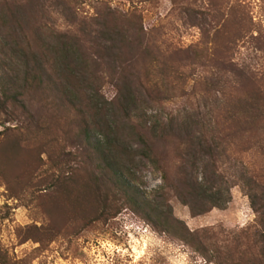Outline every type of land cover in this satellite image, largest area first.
<instances>
[{
  "label": "trees",
  "instance_id": "16d2710c",
  "mask_svg": "<svg viewBox=\"0 0 264 264\" xmlns=\"http://www.w3.org/2000/svg\"><path fill=\"white\" fill-rule=\"evenodd\" d=\"M200 2L206 5L187 6L184 11L207 19L208 26L204 21L193 25L204 38L212 37L211 62L224 75L237 76L244 91L249 88L255 96L253 104L264 103V74L257 78L233 58L227 59L239 43L250 41L264 53V30L253 29L259 23L253 21L251 0ZM64 3L74 15L76 0ZM103 3L97 27L81 23L76 29H62L42 20L35 0H0V112L7 120L25 122L30 132V137L17 134L0 141V181L15 198L33 188L39 192L35 197L42 219L34 227V240L42 243L55 237L76 216L84 222L108 220L131 208L157 230L183 239L209 262L264 264V188L256 192L261 186L256 177L255 187H249L255 214L251 225L221 235L207 229L190 232L174 217L168 203L171 196L193 215L218 206L221 186L217 184L223 178L218 171L219 150L222 140L231 137L214 129L218 120L198 116L191 121L188 116V122L169 116L149 123L137 114V101L143 103L158 92V87L146 86L137 77L143 57L151 52L148 35L137 11L124 13ZM103 54L113 59L108 76L98 69L104 64ZM144 75L148 77L149 71ZM219 81L213 85L216 100ZM103 82L113 85L116 94L99 105L92 97H99ZM28 97H37L45 114L36 118ZM43 154L51 163L47 174L39 172L45 163ZM204 158L206 167L214 171L212 182L207 175L198 180L197 168ZM137 159L149 162L162 176V185L149 198L138 195L132 185ZM0 264H9L1 251Z\"/></svg>",
  "mask_w": 264,
  "mask_h": 264
},
{
  "label": "rangeland",
  "instance_id": "374dc122",
  "mask_svg": "<svg viewBox=\"0 0 264 264\" xmlns=\"http://www.w3.org/2000/svg\"><path fill=\"white\" fill-rule=\"evenodd\" d=\"M35 1L42 20L62 29H76L81 23L97 27L105 9L103 2L120 12L137 11L151 51L143 57L137 77L146 86L158 87V92L154 91L150 98L145 97L148 98L145 102L137 101V114L149 123L169 116H180L184 120L191 116V121L198 116L205 121L218 120L220 124L214 129L217 132L220 129L218 133L222 136L231 137L222 140L219 150L218 171L223 178L217 184L221 186L218 206L193 215L188 206L171 196L168 203L174 217L182 221L190 232L207 229L221 235V232H236L251 225L255 220L249 198V187H255L253 178L256 177L255 181L261 184L256 192L264 188V103L253 104L255 96L250 89L244 91L237 76L231 73L224 75L211 62L214 58L213 43H210L212 37L204 38L200 28L193 25L204 21L203 18L184 11L187 6L201 8L205 2L156 0L133 4L130 0H76L73 15L66 9L65 0L58 4L56 0ZM251 5L253 21L259 23L253 27L254 31L264 30V3L251 0ZM69 6L72 7L71 4ZM194 50H197L196 54ZM110 53L114 54L116 50H110ZM107 55L103 54L104 64L98 69L99 73L108 76L113 59ZM232 58L257 78L264 74V53L257 50L254 41L239 43L234 54L227 59ZM146 70L149 71L148 77L144 75ZM218 80L221 81L218 86L221 91L216 92V100V87L213 85ZM135 85L142 94L139 83ZM99 92V97L92 98L103 105L104 100L109 101L115 96L116 89L103 82ZM29 99L32 100L30 109L36 118L45 114L39 108L37 97ZM26 126L21 120H7L0 112V141L17 134L30 137ZM235 130L240 132L235 133L237 136L233 134ZM94 135L99 137L96 133ZM171 150L170 147L166 149L169 158ZM42 156L45 163L39 172L47 174L51 172V163L46 154ZM204 160L197 168L198 180L207 175L212 182L214 171L210 166L206 167L208 159ZM131 172L135 179L132 185L143 198L151 197L162 185L160 171L146 160ZM257 174L261 176L257 178ZM38 193L33 188L15 198L0 181V251L9 264H215L178 236L157 230L131 208L121 210L114 218L89 222H84L81 216L74 217L76 221L69 220L70 214L66 213L69 215L68 224L61 228L59 234L42 243L36 242L34 227L40 226L42 219L35 197Z\"/></svg>",
  "mask_w": 264,
  "mask_h": 264
}]
</instances>
